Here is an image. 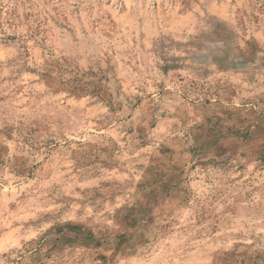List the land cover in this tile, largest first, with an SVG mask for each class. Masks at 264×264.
<instances>
[{"label": "rangeland", "instance_id": "obj_1", "mask_svg": "<svg viewBox=\"0 0 264 264\" xmlns=\"http://www.w3.org/2000/svg\"><path fill=\"white\" fill-rule=\"evenodd\" d=\"M0 264H264V0H0Z\"/></svg>", "mask_w": 264, "mask_h": 264}]
</instances>
